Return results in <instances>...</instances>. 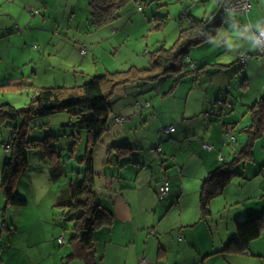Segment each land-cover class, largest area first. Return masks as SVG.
Here are the masks:
<instances>
[{
  "label": "crops",
  "instance_id": "crops-1",
  "mask_svg": "<svg viewBox=\"0 0 264 264\" xmlns=\"http://www.w3.org/2000/svg\"><path fill=\"white\" fill-rule=\"evenodd\" d=\"M259 30L264 31V0H252L247 14L226 15L215 36L199 46L206 50L199 52L197 60L190 56L192 66L195 62L196 68H202L199 72L180 78L168 91L158 86L149 96L144 95L147 89L128 93L121 86L125 97H134L131 112L126 108L115 114L126 120L115 125L114 119L110 121L95 151L98 198L113 215L110 225L94 232L97 264H139L143 257L150 264H207L214 259V264H232V260L248 264L238 257L253 251L258 253L255 256L264 254V230L244 253L221 251L235 234V220L264 213V56L254 40ZM240 54L246 56L244 62ZM253 106L262 110L261 133L250 144L253 157L238 160L235 157L249 144L246 130L252 123ZM137 115L144 126L153 125L146 142L119 141L120 133L141 129L133 120ZM171 125L174 132H162ZM227 125L234 128L235 146L225 133ZM231 162L237 163L241 174L212 199L210 214L201 219L203 179ZM165 178L170 179V195L160 200L158 190ZM182 208L189 209L191 216ZM222 212L226 215L221 216ZM55 243V252L64 258ZM79 259L67 264L84 263Z\"/></svg>",
  "mask_w": 264,
  "mask_h": 264
},
{
  "label": "rangeland",
  "instance_id": "rangeland-1",
  "mask_svg": "<svg viewBox=\"0 0 264 264\" xmlns=\"http://www.w3.org/2000/svg\"><path fill=\"white\" fill-rule=\"evenodd\" d=\"M204 3L209 13L215 10V0ZM204 3L192 0L131 1L121 9L120 16L113 23L96 26L89 0H47V3L41 0H0V85L8 83L4 90H0V100L23 107L40 87L76 86L108 72L122 71L127 75L132 66L146 67L151 54L161 44L170 47L175 43L180 29L190 24V15L203 16ZM138 4L144 7L143 11L138 10ZM155 14H167V24L156 28L160 19L157 20ZM212 20H216V14ZM204 50L205 47H193L190 50L191 59L197 60L199 52ZM239 76L242 81V73ZM175 77L171 75L156 82L119 85L111 96L113 115L110 121L122 109L126 111L129 108L128 112H131L134 97L130 94L125 97L121 86H125L128 93L132 89H147L144 95L149 96L161 85L168 91ZM75 119V115L65 111L46 116L33 125L28 137L35 134L45 136L48 132L47 135L56 136L53 145L62 152L57 158L59 160L51 162V157L45 158L46 150H27L30 167L18 184L19 192L27 198L25 206H7L0 188V264H67L73 260L68 257L73 250L69 242L72 222L62 219L60 210L54 206L63 190L79 183L77 173L84 168L80 159L85 153L87 134L82 130L79 136L73 137L74 130L63 126ZM133 120L142 130H128L125 135L120 133L119 141L127 139L134 145H140L146 142L147 130L153 125L141 124L139 115ZM12 122L20 124L21 117ZM9 128L0 125V167L9 158L6 144L11 140L13 130ZM58 166L61 170L57 169ZM99 178L100 175L97 181ZM249 205L246 203V206ZM182 210H187L191 216L189 209ZM224 215L226 212H222L221 216ZM219 226L222 227V223ZM200 232L199 229L198 236ZM64 235L66 243L60 245L58 237ZM53 241H56L57 249L64 258L55 252ZM252 254L238 258L246 259L248 264H264V254L255 256L258 254L255 251ZM214 260L206 262L214 264ZM236 262L242 264L241 260ZM75 264L84 263L76 261ZM219 264L225 262L219 261Z\"/></svg>",
  "mask_w": 264,
  "mask_h": 264
},
{
  "label": "trees",
  "instance_id": "trees-1",
  "mask_svg": "<svg viewBox=\"0 0 264 264\" xmlns=\"http://www.w3.org/2000/svg\"><path fill=\"white\" fill-rule=\"evenodd\" d=\"M131 1L140 2L145 0H89L95 25L103 26L113 23L120 16L121 9ZM215 1V10L213 9L210 13L206 11L202 17H194L189 14L190 24L180 29L175 43L170 47H165V45L161 44L151 54L149 65L146 67L137 68L132 66L127 75L126 72L122 71L108 72L104 75L94 76L90 81L76 86L40 87L23 107H16L10 101L0 100V125L7 128L12 127L13 129L11 140L6 144L9 158L4 162L0 171V188L7 206L22 207L27 204V198L21 195L18 189V184L30 167V158L27 155V150L31 148L44 149L47 151L45 158L51 157V162L54 157L61 156L59 149L53 145L56 136L47 135V132L45 136L35 134L28 137L37 121L59 112H70L75 115L76 119L63 126H68L71 131L74 130L73 137L79 136L82 130L87 134L85 153L80 159L84 168L77 173V178L80 179L79 183L69 190H63L62 196L54 206L60 210L59 214L62 219L72 222V234L69 242L73 250L72 253L68 254L69 258H80L84 264H97L94 249V232L97 228L112 223L113 215L101 204L98 198L100 191L97 186L98 175L95 171V151L97 145L102 141L113 115L111 96L119 85L127 82H156L175 75L174 83H176V81L189 73L196 72V70L199 72L202 68H196L195 62L192 66L190 50L211 40L223 24L226 17L225 13L232 12L225 9L222 1ZM138 5L139 11H143L144 7L141 4ZM250 9L247 12L238 13L247 14ZM186 13L188 14V12ZM214 14H216V20L213 21ZM155 17L157 20L160 19L159 23L155 25L156 28L167 24V14H155ZM257 32H254V34ZM1 85L0 90H4L7 86L6 84ZM132 90L139 92L142 89ZM251 112L252 123L246 130L249 134V144L235 157L238 160H248L253 157L250 144L261 133L263 125L262 110L253 106ZM18 117H21V123L14 125L12 121ZM116 117H124V120L116 121ZM113 119L115 122L123 123L126 117L117 115ZM233 129L232 125H227L225 133L229 142L235 146L236 136L233 134ZM162 132L168 133L165 128L162 129ZM231 135L235 137L233 141L230 139ZM113 147L124 146L115 145ZM40 159L45 160L42 156ZM221 159H223V156ZM236 164V162L225 163L209 172L203 179L199 190L201 219H206L210 214L212 199L222 195L235 175L241 174ZM57 169L61 170V167L58 166ZM169 195L170 192L164 198H160L159 194L158 197L163 200ZM235 227V234L224 243L221 249L222 252H246L251 241L259 237L264 230V213L257 216L247 215L242 219H237L235 220ZM60 237H58V242L60 245H64L66 241L61 243Z\"/></svg>",
  "mask_w": 264,
  "mask_h": 264
},
{
  "label": "built area",
  "instance_id": "built-area-1",
  "mask_svg": "<svg viewBox=\"0 0 264 264\" xmlns=\"http://www.w3.org/2000/svg\"><path fill=\"white\" fill-rule=\"evenodd\" d=\"M218 1H222L225 9L232 12H247L251 8V0H218ZM254 40L260 48V53L264 56V31L261 30L255 33ZM240 59L244 62L246 56L244 54H240ZM115 120L122 121L124 120V117H116ZM174 130H175L174 125L165 128V131L168 133ZM230 139L233 141L235 137L231 135ZM169 192H170V180L169 178H165L159 187V192H158L159 197L164 198L169 194ZM59 239L61 243H64V239L62 237H60ZM139 264H150V262L147 258L143 257L141 258Z\"/></svg>",
  "mask_w": 264,
  "mask_h": 264
},
{
  "label": "bare ground",
  "instance_id": "bare-ground-1",
  "mask_svg": "<svg viewBox=\"0 0 264 264\" xmlns=\"http://www.w3.org/2000/svg\"><path fill=\"white\" fill-rule=\"evenodd\" d=\"M62 237V236H61ZM64 239V242L66 241L65 237H62Z\"/></svg>",
  "mask_w": 264,
  "mask_h": 264
}]
</instances>
